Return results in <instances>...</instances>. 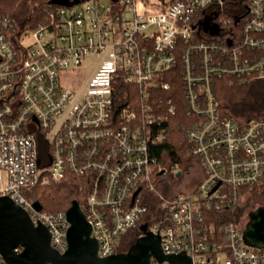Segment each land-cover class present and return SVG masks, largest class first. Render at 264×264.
Here are the masks:
<instances>
[{
	"label": "built area",
	"instance_id": "built-area-1",
	"mask_svg": "<svg viewBox=\"0 0 264 264\" xmlns=\"http://www.w3.org/2000/svg\"><path fill=\"white\" fill-rule=\"evenodd\" d=\"M69 1L17 41L7 34L11 20L0 17V195L45 224L60 253L69 247L66 212L37 209L29 192L75 175L84 180L80 205L102 257L145 225L140 236L159 235L165 254L185 252L191 264H264V247L243 238L246 225L218 216L250 188L264 190V114L223 115L216 85L264 77V0H239L247 10L222 21L218 12L233 0ZM91 53L102 57L86 83H63ZM120 82L136 95L117 108ZM171 118L202 177L195 197L159 194L154 202L151 149L168 137ZM0 264H7L1 253ZM149 264L171 263L152 256Z\"/></svg>",
	"mask_w": 264,
	"mask_h": 264
},
{
	"label": "water",
	"instance_id": "water-1",
	"mask_svg": "<svg viewBox=\"0 0 264 264\" xmlns=\"http://www.w3.org/2000/svg\"><path fill=\"white\" fill-rule=\"evenodd\" d=\"M52 2L70 3L69 0ZM34 205L42 209L40 201L36 200ZM66 215L70 222L67 234L69 247L66 252L60 253L51 246V233L45 224L35 225L24 208L9 196L0 195V253L7 264H149L152 256L171 264H191L185 252L165 254L160 236L151 231L138 237L127 251L102 257L98 253V242L92 236V226L80 203L75 201ZM250 217L243 230V238L249 245L264 247V205L253 210ZM142 228L146 229V226ZM19 247L22 249L17 250Z\"/></svg>",
	"mask_w": 264,
	"mask_h": 264
},
{
	"label": "trees",
	"instance_id": "trees-1",
	"mask_svg": "<svg viewBox=\"0 0 264 264\" xmlns=\"http://www.w3.org/2000/svg\"><path fill=\"white\" fill-rule=\"evenodd\" d=\"M56 6L52 0H0V17H6L11 20L12 26L7 30V34L14 41H17L18 36L22 32L43 24L47 11ZM249 83L229 78L217 79V95L223 115L237 118H257L264 114V101L256 104L257 112L255 114L253 113L244 117L234 111L235 106L243 102L247 94H249ZM115 90L117 108L131 103L132 100L134 101L136 88L133 85L120 82L116 85ZM177 114L176 119L180 120V123L183 124L182 119L185 117L184 110L180 109ZM151 152L153 156L157 157V171L155 175L158 181L162 177H158L161 170H164L163 174L165 172L172 173V169L175 166L184 169L193 162L192 156L188 153L185 130L181 124L174 122V118L170 119L168 137L164 139L163 143L154 145ZM81 184H84V180L81 177L71 175L69 179L61 182L38 186L29 192V195L33 199L40 201L44 211L66 212L75 201L81 203L84 200L86 191L80 187ZM250 190L251 193L247 197V200L251 205H257V207L264 205V190L259 186H254ZM151 207L153 209L154 205ZM237 208L238 206L236 205L230 211L218 213V216H223L225 219L226 215H229L228 219H233L232 212ZM130 231L134 232L132 240L130 244H127L126 248H120L121 251H127L138 239L141 232H145L146 230L143 228L130 229L126 231V234ZM126 234L122 237L121 242H123Z\"/></svg>",
	"mask_w": 264,
	"mask_h": 264
},
{
	"label": "rangeland",
	"instance_id": "rangeland-1",
	"mask_svg": "<svg viewBox=\"0 0 264 264\" xmlns=\"http://www.w3.org/2000/svg\"><path fill=\"white\" fill-rule=\"evenodd\" d=\"M219 18L222 21L228 12H218ZM212 19V23L216 24L217 28L223 27L224 24L220 21ZM221 29V28H220ZM33 40L32 37L25 39V42L30 43ZM102 53H91L87 55L83 62L77 66L74 70L66 73L62 78L63 83L70 84L76 87H82L88 78L92 75L93 69H95L101 61ZM249 94L243 102L235 106L234 111L241 114V116H248L257 112L256 104L264 101V77L255 78L249 83ZM240 118V117H238ZM242 118V117H241ZM199 163L195 160L186 168L181 169V174L167 173L162 175L161 179L157 182V189L154 192L148 193V198L151 201H158L159 194H181L184 191H188V194L195 197V188L200 182L202 177V169ZM257 208V205L253 206L247 200V196L238 203V208L232 212L233 219L241 223L243 226L250 220V213ZM234 213V214H233ZM134 232L130 231L123 238L121 249L126 248L127 244H130L132 235Z\"/></svg>",
	"mask_w": 264,
	"mask_h": 264
},
{
	"label": "flooded vegetation",
	"instance_id": "flooded-vegetation-1",
	"mask_svg": "<svg viewBox=\"0 0 264 264\" xmlns=\"http://www.w3.org/2000/svg\"><path fill=\"white\" fill-rule=\"evenodd\" d=\"M248 8L247 2H242L239 0H233L230 1L226 7V11L230 16H234L236 14L241 13V11H246ZM164 175H167V172L164 173ZM249 218L251 219L250 215ZM121 251V250H120Z\"/></svg>",
	"mask_w": 264,
	"mask_h": 264
}]
</instances>
